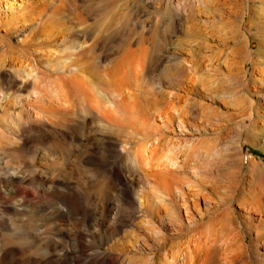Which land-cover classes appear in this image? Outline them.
I'll use <instances>...</instances> for the list:
<instances>
[{
	"label": "rangeland",
	"instance_id": "374dc122",
	"mask_svg": "<svg viewBox=\"0 0 264 264\" xmlns=\"http://www.w3.org/2000/svg\"><path fill=\"white\" fill-rule=\"evenodd\" d=\"M49 1L0 0V44L10 48L0 65V72L6 70L0 74V127L16 120L14 114L22 109L15 108L11 95L25 98L32 92L24 84L23 57L16 50L29 56L42 53L39 67L46 74L73 75L75 68L72 71L69 65L87 66L85 61L91 59L89 54L68 59L71 50L65 44L72 40L77 46L87 40L78 31L82 28L98 38L92 52L97 70L94 78L87 76L99 80L104 101L98 105L76 100L61 105L62 110L52 103V125L19 138L0 132V264H91L98 247L107 253L111 243L126 244L125 235L138 230L135 215L143 216V227L154 220L139 203L155 198L182 200L203 192L206 200L199 194L197 207L190 209L195 217L206 216L207 221L227 208L238 216L237 226L247 213L244 203L255 202L251 205L264 212V0H110L104 6L100 0H78L79 6L72 16L65 14V21L53 16L55 22L44 24L48 16H42L36 39L25 42V35L17 30L19 23H25L21 13L29 16L33 7L43 9ZM64 24L76 32L74 38L65 36ZM83 43L79 49L85 50L87 43ZM144 55L148 57L144 73L136 79ZM111 77L114 84L106 88L104 82L110 84ZM49 78L45 75V80ZM114 90L119 96H113ZM149 137L163 139L156 157L171 146L178 151V168L167 183L153 168L141 172L129 167L126 155ZM102 140L114 143L117 150L109 155L102 149ZM220 145H225L222 155L228 157L229 170L212 178L206 176L207 164H200L199 174L195 172L193 161L204 162L206 153L213 154ZM197 151L205 157H195ZM114 163L121 180L114 171L104 175ZM134 254L150 256V251L145 247L130 252Z\"/></svg>",
	"mask_w": 264,
	"mask_h": 264
},
{
	"label": "bare ground",
	"instance_id": "6f19581e",
	"mask_svg": "<svg viewBox=\"0 0 264 264\" xmlns=\"http://www.w3.org/2000/svg\"><path fill=\"white\" fill-rule=\"evenodd\" d=\"M77 1L78 0H50L49 1L50 3H48L46 5L44 4L45 7L43 9H38V10H36L37 7L34 8L33 7L34 5H33L32 6L33 8L31 10L29 9L30 10V14H29L30 17L28 15L26 16L25 14L21 13V18L24 20L25 23H22V24L19 23L20 25L18 24V26L20 28H18L17 30L20 29V31H22V32H20V35H25V36H23L25 42L29 41V39H32L34 36H37L36 34L41 30L42 24L40 25L38 20L42 16H44V17L48 16V18H46L44 20V22H43L44 24H46L47 22L53 23L57 19L60 21L61 20L65 21L66 20L65 14L70 13L72 10L73 11L76 10L77 6H79ZM109 1L110 0H100L99 3L102 4L101 6H104V5H107ZM248 1L249 2H255V1H251V0H248ZM120 5H122V4H120ZM52 6H53V8H51ZM61 6H67V8L62 9ZM74 6H76V7L73 9ZM83 6H90V4L83 5ZM40 8H42V7H40ZM239 10H241V9L239 8ZM33 14H36V15H33ZM80 15H82V13ZM53 16L57 17V19H52ZM67 16H68V14H67ZM71 16H72V12H71ZM171 16L173 18V23H174V20L176 18L175 13L171 12ZM248 18H250V17H248ZM108 20H109V16H108ZM110 20L108 22H111ZM33 21H35V22H33ZM80 23H82V21ZM15 26H17V25H15ZM108 26L110 27V25H108ZM82 29H80L78 31H80L81 34L84 37H86V38L83 37L84 38L83 40L87 39L86 41H83V42H85V44L87 43V45L84 48L85 50H82L83 47L81 44H84L83 42L81 44H78L77 46H75V42H72V40H70L68 38V37L74 38L76 35L75 34L76 32H74L73 29L69 28L65 24L62 27L63 32L66 33L65 36L71 41V42L69 41L70 42V43H68L69 45L65 44L68 46V49L71 50L69 52L70 54L67 53V55L70 56L69 58L67 56V58L70 59L71 57L75 58L76 56H86L88 54L91 57L90 61H85V62H88L87 66L82 65L81 63L69 65L68 69L72 70L73 68H75V71L72 70L74 72L73 75L58 74V75L54 76V74H46L40 68L41 67L40 63L42 62V58L40 55L42 53L38 54L37 52H32V56H29L26 53L27 51L24 52V50H21V49L16 50L17 52H19L18 55H20V57H23V61H22L23 63L21 64V66H24V68H23V71L25 73L24 80H23L24 84H28V86L32 87V92L25 98H20L21 96L19 97V95H16L15 92L11 95V96L15 97V99H16L15 100L16 101L15 108H18V106H20V107H22V109L18 113L14 114V115H16V120H15V117L13 116L14 118L12 119V121H10V122L8 121L9 123L4 124V129L2 127H0V132L2 134L8 132L9 136L11 135V136H14L16 138H19L27 131L39 129V128H41L40 126L52 125L53 123L51 122V119L49 118V115L53 114V112L55 111V109L51 106L52 103H55L57 108L60 110H62L60 108L61 105L63 107H65V106H67V104H71L76 100H79L80 102L86 103V104H88V103L91 104V103L97 102L98 105H100L101 102L103 103L104 100L101 99L100 94H99L100 92L98 90L99 89V86H98L99 80L98 81L97 80H91L87 76V75H90L93 77V73L96 72V70H97L93 65L94 58L92 57V55H93L92 52L96 48L98 38H97L96 34L95 35L93 34L94 33L93 31H91L93 33H89L88 29L87 30L86 29L82 30ZM78 31H77V34H78ZM40 33L42 34V32H40ZM41 38H42V36H41ZM89 38H91L92 40L90 41ZM19 39L23 40L22 37H19ZM34 39H36V38L34 37ZM24 40L22 42H24ZM65 40H66V38H65ZM164 40H166V39H164ZM64 41H63V43H64ZM78 43H80V42H78ZM67 46H66V49H64V50H67ZM79 47H82V48L79 49ZM144 48H145V46H144ZM9 49H10L9 46L4 45V44L3 45L0 44V65L3 64L2 63L3 62L2 57L6 56L4 54L6 52H8ZM147 50L148 49H146V52H147ZM57 53H58V51H57ZM131 53H133V52L131 51ZM134 53H136V52H134ZM43 54L45 55L44 50H43ZM135 56H137V54H135ZM142 57H144V58L142 59ZM142 57H140V61L137 64V69H136L137 71L135 74L136 79L140 77V74L144 71L143 69L147 63L145 58H148V57H145V55ZM247 59H248V57H247ZM135 61H134V63H136ZM85 67H91V68L85 69ZM5 69H7V68H5ZM1 70H2V68H1ZM179 70H181V69H179ZM5 71L2 70L0 72V74L4 73ZM119 72H121V71H119ZM109 74H110V72L106 73V75H109ZM130 74H131V72H130ZM45 75H47V77L49 76L50 78L48 80H45ZM118 75H119V73H118ZM171 76H172V74H171ZM51 77H53V78H51ZM98 77H99V75H98ZM126 78H125V80H126ZM122 83H123V81H122ZM112 84H114V80L112 79V77L110 79V84L107 82H104V86L106 88H109ZM109 90H107V91H109ZM115 91L116 90H114L112 92L113 96H115V97L119 96V94L115 95ZM8 93H10V92H8ZM124 93L126 95L129 94L128 92H124ZM169 94H171V93L169 92L168 96H169ZM17 99H19V100L17 101ZM101 105H103V104H101ZM189 105H190V103H189ZM204 105H206V104H204ZM122 106H123V104H122ZM100 107H102V106H100ZM123 107L127 108L126 106H123ZM173 109H174V107H173ZM201 109H202V106H201ZM93 111L97 115L98 109L93 110ZM7 112H8V110H7ZM204 117H206V116H204ZM170 122L171 121L169 120V124H170ZM183 123L184 122L181 121V125H183ZM163 126L168 129L167 123L163 122ZM240 136L242 138V134H240ZM165 138H167V137H165ZM169 139H171V138H169ZM162 140H163L162 138L152 139V137H149V140H146L145 142L140 144L138 147H133V149H131L126 156L129 157V160H130V166L129 167L132 171H141L142 172V171H146L149 168H151V169L153 168V170H155L157 172V175H160L162 182L167 183L169 180V174L174 175L175 174V168H178V165H179L178 158L179 157H178V151H176V149L172 146L170 147V149L168 148V151H166L163 155L160 154L161 155L160 157L159 156L156 157V154L159 153L158 149H160L159 147H161V145H162ZM170 141L171 140H169V142ZM169 142H168V146H169ZM172 142L170 144L174 145V142L173 143ZM182 142H184V141H182ZM163 143H164V141H163ZM189 144H190V142H189ZM101 145H102L103 151H105L109 155L112 152L117 150V146L114 143H108L105 140H102ZM208 145H207V147H208ZM163 146H164V144H163ZM166 146H167V144L165 145V147ZM210 146H212V144ZM223 146H225V145H223ZM223 146L220 145V146L216 147L217 149H215L216 151L213 154L212 153L209 154V152L206 153V157L204 154H202L203 152L200 153L199 151H197L198 153H196V154L194 153L195 157H197V158L198 157L202 158L203 156L206 158L205 159L203 157L204 162H202V160L194 158L195 161H193L194 165H192V166H193V169L196 170L195 172L198 173L197 170H198V166L200 164H207V170H205L206 176H208V177L211 176L212 178L214 176L215 177H217V176L221 177V175L224 174L223 171L226 172V170H229L228 168H226V165L229 166L228 161L227 162L225 161L226 159L228 160V157L226 155H222L223 152L226 151L224 149L225 147L223 148ZM226 146H227V144H226ZM175 147H177V146H175ZM202 147H204V146H202ZM171 148H173V149H171ZM2 149L3 148L0 146V155H1ZM174 149H175V151H174ZM194 150H196V149H194ZM211 151H213V150L211 149ZM163 152H164V150H163ZM118 154H119V152H117V155ZM156 158H158V159H156ZM0 159H1V157H0ZM186 159H187V157H186ZM3 163H5V165L7 164V162H2V164ZM8 166H11V165H9V163H8ZM112 171H114L118 175L119 180H121L123 178V175H121V173L119 172L118 165L115 163H114V165L111 166L110 171H108V172L105 171L106 173L104 172L105 173L104 175L107 176V174L111 173ZM164 173H167L168 175H164ZM152 175H154V174H152ZM234 176L232 177V179L234 178ZM175 190L179 191V188L178 187L173 188L174 193H176ZM202 193L201 192L193 193V194H191V196L188 195L187 197L183 198L182 200L171 199V200L166 201V200H164V198H155V199H152L150 202L140 201L139 208L142 209L144 212H145L144 206L146 208H148L149 209L148 212H149L150 216H152V219H154V220H147L146 221L147 225H146V227L144 226L145 227L144 228L142 226V224L144 223L143 216L135 215V218L137 219V224H135V227L136 228L138 227L139 231L136 229V231L132 230V231L128 232L124 238L126 240V244H121L118 241L115 242V244L114 243L109 244L107 253H105L104 251H102L100 249V247H98L97 250L94 251L93 256L91 257V262L93 264H264V212H263V210H261L262 208L259 206L261 209H257V208H255V206H252L253 203H255V202L244 203L242 205V207L244 206L245 208H247V210H246L247 213L245 215H243V217H242L243 218L242 222H241L242 225L239 222L240 225H238V226L236 225L237 220H238V216H235L236 214L235 215L231 214L228 211L229 209L227 210V208L220 210L216 213L214 212V214H211V216H208L207 221H205L204 219L206 216H201V217L198 216L199 218H196L195 214L190 211L191 207L192 208L197 207L200 198H202V200H206L204 197L205 194L201 195ZM199 194L201 195L200 198L198 196ZM205 196L207 197V195H205ZM217 202H219V201H217ZM231 202H232V200L229 202V204ZM219 204H221V203L219 202ZM163 208H166L167 210L165 209V212L161 213V209H163ZM182 208L186 212V220H187L186 222H185V219H183V216H181ZM215 209H216V207H215ZM146 212H147V210H146ZM231 212H233V211H231ZM251 212L257 213V216L256 217L253 216V214ZM210 213L211 212H209V214ZM209 214H207V212H206V215H209ZM133 217L134 216L131 217L132 220H133ZM129 219H130V216H129ZM124 220H125V218H124ZM134 221H135V219H134ZM254 223H257L258 225L256 224L254 226ZM136 225H138V226H136ZM251 233L253 235H251ZM147 238H148V240L150 239V243H149V241H147ZM180 238H182L183 240L182 241L178 240ZM139 241H141V242L143 241L144 243H147V244H145V247H146V249H148L150 251V256L135 255V254H134L135 256L130 255V252L132 250H135L136 253L145 250V247L139 245ZM98 243H100V242H98ZM85 249H86V247L84 245H82L80 248V250H83V251Z\"/></svg>",
	"mask_w": 264,
	"mask_h": 264
}]
</instances>
